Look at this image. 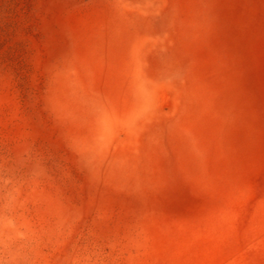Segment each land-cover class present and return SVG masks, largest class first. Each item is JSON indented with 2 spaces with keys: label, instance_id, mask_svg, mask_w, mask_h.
I'll use <instances>...</instances> for the list:
<instances>
[{
  "label": "rangeland",
  "instance_id": "374dc122",
  "mask_svg": "<svg viewBox=\"0 0 264 264\" xmlns=\"http://www.w3.org/2000/svg\"><path fill=\"white\" fill-rule=\"evenodd\" d=\"M0 264H264V0H0Z\"/></svg>",
  "mask_w": 264,
  "mask_h": 264
}]
</instances>
